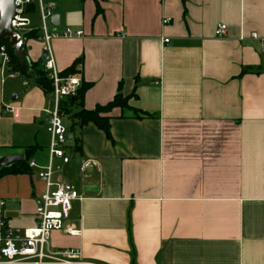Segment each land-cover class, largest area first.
I'll return each mask as SVG.
<instances>
[{"label": "crops", "instance_id": "0c3cea01", "mask_svg": "<svg viewBox=\"0 0 264 264\" xmlns=\"http://www.w3.org/2000/svg\"><path fill=\"white\" fill-rule=\"evenodd\" d=\"M45 2L59 17L53 30L84 33L52 43L58 71L74 67L89 87L72 112L107 105L122 83L124 97L135 94L129 106L150 116L116 109L113 141L89 125L75 153L64 115L70 161L52 159L53 181L82 197L67 223L81 235L55 232L52 247L80 250L94 264H264V0ZM33 15L31 32L40 28ZM218 25L227 27L223 38ZM41 38L26 46L43 68ZM51 106L35 79L12 65L3 74L0 58V158L37 149L30 174L0 180L15 229L38 222Z\"/></svg>", "mask_w": 264, "mask_h": 264}, {"label": "built area", "instance_id": "2783aa9c", "mask_svg": "<svg viewBox=\"0 0 264 264\" xmlns=\"http://www.w3.org/2000/svg\"><path fill=\"white\" fill-rule=\"evenodd\" d=\"M35 2L40 16L39 31L42 36L44 52L43 69L52 84V106L43 112L48 116L47 132L51 137L49 149V163L40 173V179L45 183V190L37 200L36 216L37 225L29 229H15L4 216L5 202L0 201V264H94L84 260L83 254L76 249H54L51 245V237L55 232H64L70 236H80L81 231L75 226L67 224L76 202H82L76 188L64 182L53 181V158L69 163V158L64 151L69 143V133L63 125L64 114L62 104L71 98L77 97L81 89V80L78 76L63 77L58 71L53 56L52 43L55 40H71L81 38L84 33L67 29L62 33L53 30L51 19L55 5L46 3L45 0H14L15 17L12 21V29L20 36L31 32L30 21L27 16L30 13V5ZM170 21H164V24ZM227 27L218 25L215 35L223 38ZM252 38L257 40V35ZM264 52V47H263ZM1 71L5 74L11 70V58L6 47L0 50ZM15 77V74L10 76ZM6 111L14 114L16 109L6 106ZM89 162L81 168V173L87 179ZM30 168H36L31 162Z\"/></svg>", "mask_w": 264, "mask_h": 264}, {"label": "trees", "instance_id": "16d2710c", "mask_svg": "<svg viewBox=\"0 0 264 264\" xmlns=\"http://www.w3.org/2000/svg\"><path fill=\"white\" fill-rule=\"evenodd\" d=\"M37 11L36 3L33 2L30 5V14H33ZM39 29L26 34L23 36L24 39L28 41L30 40H37L40 38ZM2 47H6L8 54L11 58V65L12 69L15 72H20L23 75L27 76L28 78L35 79L37 85L46 93L51 94L52 91V84L51 81L48 79L47 74L45 73L44 69L42 68V62L33 63L30 62V71H26L25 69L21 68L19 62L14 56L13 49L8 46L4 42H0V50ZM80 62V61H78ZM77 62V63H78ZM243 73H246L244 71ZM75 68H70L65 75L62 74L63 77H68L75 75ZM89 89L88 86L83 87L80 89L77 97L71 98L62 104V112L63 114L68 117L71 121V128L70 134L72 138V143L74 145L73 150L75 153L81 152V130L83 128L94 125L100 131H102L106 138L113 141L111 135V117L109 116L114 110L120 109L122 113V117H135L138 119L149 118L150 116L142 113L139 110L132 109L129 106V101L131 98L135 96V94L130 95L129 97H124L122 94V83L119 85L118 93L114 97V99L104 106H97L93 111H87L82 107L81 111L78 113H73L71 108L78 102H83L84 96ZM37 151L35 148H25L24 149V156L25 160L21 161L20 163L16 164L15 166L9 169H0V180L6 176H17V175H24L30 174L31 170L29 169V162L33 159L34 153Z\"/></svg>", "mask_w": 264, "mask_h": 264}, {"label": "water", "instance_id": "95a60500", "mask_svg": "<svg viewBox=\"0 0 264 264\" xmlns=\"http://www.w3.org/2000/svg\"><path fill=\"white\" fill-rule=\"evenodd\" d=\"M14 0H0V42L6 43L14 51V56L21 68L30 71V62L27 57V40L12 29L15 17ZM59 17L51 19V25L59 26ZM25 160L23 155L5 156L0 158V169H9Z\"/></svg>", "mask_w": 264, "mask_h": 264}, {"label": "rangeland", "instance_id": "374dc122", "mask_svg": "<svg viewBox=\"0 0 264 264\" xmlns=\"http://www.w3.org/2000/svg\"><path fill=\"white\" fill-rule=\"evenodd\" d=\"M32 18L34 19V22H35V25H40L41 24V22H40V19H39V16H37V15H33L32 16ZM23 35V34H22ZM8 76V75H7ZM6 76V77H7ZM19 82H20V80H19ZM64 125L66 126V127H68L69 128V121L66 119V120H64Z\"/></svg>", "mask_w": 264, "mask_h": 264}]
</instances>
